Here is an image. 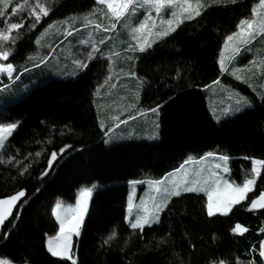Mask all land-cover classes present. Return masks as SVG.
<instances>
[{"label":"trees","instance_id":"trees-1","mask_svg":"<svg viewBox=\"0 0 264 264\" xmlns=\"http://www.w3.org/2000/svg\"><path fill=\"white\" fill-rule=\"evenodd\" d=\"M257 1L201 0L205 7L200 17L185 20L175 32L139 53L142 57L131 73L140 82L141 97L136 86L129 93L132 99H126L125 87H119L116 80L113 83L111 72L116 66L107 62L106 53V57L98 55L92 59L79 75L40 82L4 104L0 122L18 123V127L0 150L4 160L15 157L12 163H0V197L22 190L26 195L0 228V255L17 263L71 264L67 259L53 257L45 247L46 234L56 232L57 228L52 206L57 199L73 201L80 186L96 185L80 236L74 238L77 264L262 262L258 252L259 242L264 238V232L260 231L264 228V209L249 210V204L264 191L263 174L257 179L254 192L233 206L228 215L209 217L204 193L183 192L170 199L159 214V223L145 226L142 233L133 230L125 220L129 181L162 180L188 159L215 153L231 158L237 173L235 181L241 183L250 177L251 158L264 159V96L259 99L250 90L253 86L241 84V90L247 92L253 103L245 107V119L241 116L224 122L230 118L219 120L211 115L205 91L211 82L228 73L218 62L222 44L240 20L250 17ZM96 6V0H56L49 15L42 17L35 27L31 26L34 18H28L27 12L13 17L10 23L24 26L18 30L20 35L15 44L6 45L12 49L9 59L0 60L13 64L12 79H18L23 70L43 61L42 57L35 63H24L26 56L38 49L37 40L48 24L89 15ZM97 13L99 19H104L103 7ZM5 26L0 22V28ZM68 33L69 29L64 28L51 48ZM15 34L13 31L12 35ZM262 48L261 53L252 52L256 61L264 62V44ZM50 52L46 51V58ZM259 70L247 69L249 76L245 81L253 79ZM258 76L264 77V72ZM9 82L6 79L0 86ZM113 84L116 88L111 92ZM99 88L103 89L101 93ZM114 100L120 102V107L113 110L114 117H125L127 121L129 116L139 118L138 110L145 114L159 106L160 137L155 139L153 133L155 137L147 138L146 133L140 140L106 144L107 130L117 127V120L112 118V125L101 128L104 118L99 116L101 112L106 114L103 110L108 104L113 105ZM130 105H135L133 111ZM244 139L247 142L239 146ZM66 145L70 147L65 148ZM61 149L65 151L61 153ZM38 152L40 155L36 156ZM53 152L57 158L49 169ZM23 167L28 170L21 175ZM46 170L48 174L42 175ZM237 223L248 231L242 235L233 233L231 230ZM113 232L115 238L105 244Z\"/></svg>","mask_w":264,"mask_h":264},{"label":"snow or ice","instance_id":"snow-or-ice-1","mask_svg":"<svg viewBox=\"0 0 264 264\" xmlns=\"http://www.w3.org/2000/svg\"><path fill=\"white\" fill-rule=\"evenodd\" d=\"M55 2L56 0H23V3H20L19 0H0V22L6 25L0 28V60L7 61L9 59L12 54V49L6 47V45L15 44L20 35L18 30L24 26L23 23H10L9 21L13 17L19 16L20 13L27 12L28 18H34L35 23L31 26L35 27L36 23H39L42 17L49 15ZM96 2L100 5H105L107 9L106 14L110 15L116 21L129 15H136L138 9L142 8L152 9L156 17H160L164 9L169 10L171 17L176 18L175 26H173L174 20L172 18L167 20L161 19L158 25L155 20H152V12H146L144 14L145 19L139 21L131 28L132 39L137 41V44L135 47L129 45V49L132 51L138 49L140 52H145L148 48L152 47V44L157 40L168 37L172 32H175L176 28L179 27L180 24H183L185 20L191 21L200 17L205 7V5L201 3V0H196L195 4L192 3V0H96ZM213 2H218V0H213ZM227 2L235 3L237 0H227ZM10 7L11 11L9 13L8 9ZM175 9H179V12ZM251 11L252 18L240 20L237 25V32L227 36L225 39L224 46L225 48H231L233 56L238 54L243 46H246L251 43L252 40L256 39L258 35H264V0H259V3L253 7ZM94 14L93 12V15ZM85 19L88 20V24L93 23V21L89 20L87 17H85ZM149 20H152L151 25L148 23ZM96 27L99 29L101 25L97 24ZM115 27L116 24L113 23L111 29ZM111 29L104 28L103 30L109 31ZM13 31H15V35H12ZM68 34L71 35V33ZM137 34L142 35L143 43H141V36ZM152 37H155V39H151ZM150 39L151 42H149ZM37 43H39V40H37ZM82 43H88V41H82ZM100 43H104V40H101ZM96 53H100V49L94 44L92 51L87 55V60L91 61L95 59ZM114 55L119 54L114 53ZM110 58L111 57H109V59ZM231 58L232 57H229V59ZM73 63L81 70L88 67V64L81 60H75ZM220 65L223 71H228L223 52L221 53ZM13 71L14 68L11 63H7V65L0 63V73H7V75L11 77ZM233 74H235V72H233ZM132 75L135 76V73H132ZM240 78L241 77L237 76V79ZM214 83H218V81ZM113 87H115V85H113ZM245 106L250 107L251 104L243 97H240L236 100V107L225 109L224 114L228 115L234 111H241ZM129 107L134 108L135 105H130ZM158 110L159 106L150 109L151 112H158ZM138 114L143 115L144 113L139 112ZM113 119L119 120V117H113ZM128 119H135V117L129 116ZM217 119H219V117H217ZM120 123H127V120H121ZM100 126L104 128L103 122H101ZM118 126L119 125H117V127ZM17 127L18 123L0 122V149L5 147L6 142ZM110 131H112L111 128L107 130V132ZM107 132L105 135H107ZM105 143H108V141L106 140ZM68 147L70 146H65V148ZM64 151L65 149L60 150L61 153ZM39 155V152L36 153V156ZM56 158L57 153L53 152L51 154V159L48 161L49 169L52 167V163ZM207 158H213L222 162L215 163L212 168L207 169L208 176H202L201 172L203 170H197L193 173L194 178L185 179L183 182L172 180L168 184H165V180H167L168 177H166L165 180L151 182L156 185L155 191L158 194L152 197L153 204L151 209L147 206H143L144 202L142 201L141 205L136 206V211L134 212L130 198L127 218L130 227L142 233L145 226L151 227L152 224L159 223V214L167 207L170 199L174 196L178 197L182 195V192H204L207 196L206 210L209 217L215 216L217 213L228 215L233 206L241 204L248 199L249 193L254 192L257 179L261 177V170L264 169V159L251 158L252 168L249 174L251 178H245L242 183L237 184L223 179L220 173L216 171L222 168L223 173H229V168L227 167L229 160L228 156H215L214 153H207L206 157L202 159ZM245 159L250 158L245 157ZM13 160H15V157L9 160H4L0 157V163H12ZM187 163L188 161L185 162V164ZM183 168L184 165H181V169ZM27 170V167H23L20 174L23 175ZM47 174L48 171L46 170L42 175ZM171 175L172 174H169V176ZM187 175L188 174L185 172V176ZM95 188L96 185L82 188L76 199L75 206H64L61 201H57L52 208L51 213L59 224V230L55 236H47L46 234V248L53 257L67 259L71 261V264H77V260L74 258L75 253L73 252L72 238L73 236H80L84 218L88 212V202ZM25 195V191L22 190L7 198L0 199V228L4 226L5 221L9 220L13 214V209ZM26 202L27 201H25V203ZM254 209H264V191H261L256 198L251 199L249 210ZM60 210L63 211V215ZM16 219H19L18 212L16 214ZM231 231L233 233L238 232L242 235L244 232L248 231V229L237 223ZM260 231L264 232V228L260 229ZM115 236L116 233L113 232L104 243L107 244L114 239ZM4 238H7V233L4 234ZM258 255L261 257L262 261H264V242L260 244ZM0 264H12V262L8 259H0ZM215 264H225V261L220 260L215 262Z\"/></svg>","mask_w":264,"mask_h":264},{"label":"rangeland","instance_id":"rangeland-1","mask_svg":"<svg viewBox=\"0 0 264 264\" xmlns=\"http://www.w3.org/2000/svg\"><path fill=\"white\" fill-rule=\"evenodd\" d=\"M192 3L195 4L194 1H192ZM258 3L259 0L257 1L256 5ZM256 5H254V7ZM102 7L105 12V17L104 19L101 17L99 19L97 12H99ZM175 10L179 12V9H175ZM93 12L95 13L94 15ZM146 12H152V20H155L158 25L161 19L167 20L169 18H172L174 20L173 26H175L176 18L171 17L168 9H164L162 11L161 16L156 17L152 9L142 8V9H138L136 15H129L124 18H121L119 21H116L110 15L106 14L107 13L106 6L100 5L98 3L97 6L93 9V11L89 15H82V14L76 15L69 17L65 20L52 22L48 24L42 30V33L38 38L39 40V43H37L38 49L28 54L24 59V63H35L42 57H43V61L36 67L34 66L33 68L31 67L23 70L19 74L18 79L15 78L16 80L12 79L13 73L11 77H9L7 73H0V82H4L6 79L10 81L8 84H4L0 86V110L4 104L6 103L8 104L9 101L15 100L18 97H21L22 95L26 94L32 87H34L40 82H44L50 79L64 78L66 75H69V77H73L82 73L85 69L81 70L77 68V66L73 63V61L81 60L83 62H86L89 66V64L92 63V61L86 60L83 57V55L87 53V51L91 52L94 44L100 49V53H96L95 56L97 57L98 55H104V51H106V53H108L107 62H109V64H113L116 66V68L111 73L115 78V80L120 83L119 87H121V85L125 87L127 91L126 99L129 100L132 99L129 93L131 90H134L136 86L138 89L137 94L140 95V90H139L140 85L138 84L140 82L138 81L136 74L135 76H133L131 72L133 70L135 71L136 62L139 61L142 56L141 57L139 56L140 51L138 49L136 51L130 50L129 45H132L133 47L136 46L137 41L132 39L131 28L135 26L139 21L145 19L144 14ZM85 17H87L89 20H92L93 23L88 24V20H86ZM247 18H252V11L250 17ZM152 20H149L148 22L149 25H151ZM113 23L116 24V27L114 29H111V25ZM97 24L101 25V28L98 29L96 27ZM64 28L65 30L69 29L71 35H67L61 43H58L57 46L51 48L52 47L51 44L63 33ZM104 28H109L111 30L103 31ZM97 30H102V32L98 33L95 37L89 39L88 36L90 34L95 35L96 34L95 32ZM237 30L238 29L236 28V30L233 31L231 34L237 32ZM137 35L141 36V43H143L142 35L141 34H137ZM151 39H155V37H152ZM151 39L149 40V42H151ZM101 40H104V43H100ZM82 41H88V43H82ZM263 44H264V35H258L256 39L252 40L251 43L247 44L246 46H243L241 48V51L238 54H235L234 56L232 54L231 48H225L224 43L222 44V49L218 58V62L220 65L221 53L223 52L225 61L228 64L227 67L228 73L225 75V77H220L219 79L214 81V82L218 81V83L211 82V84L206 86V90H205L206 102L208 106L207 108H209L211 115L216 119L217 117H219V120L223 118L226 119L230 118L225 120L224 122L228 120L231 121L238 120L237 118H240L241 116H243V119H245L246 117L245 112L247 109L245 107L247 106L243 107L241 111L238 112L234 111L228 115L224 114L225 109L236 107V100L240 97H243L244 99L249 101L250 104L253 103V100L251 99V97H249V95H247V92L241 90L242 89V87L240 86L241 84H245V85L247 84L249 86H253L254 89L252 90L250 88V90L253 94L256 93L259 99H261V97L264 96V77L261 78L258 76L259 73H261L262 71L264 72V67L262 68L264 62L256 61V58L252 53V52L261 53L263 51L262 48ZM50 49H51L50 55L47 58H44L46 51H49ZM114 53H118L119 55H114ZM109 57L111 58L109 59ZM229 57L232 58L229 59ZM253 60H255L254 61L255 63H253ZM0 63H4L5 65H7L8 62L0 61ZM252 68H256L260 70L258 74L256 73L254 75L253 79L251 78L248 79V81H245V77L249 76L246 70L247 69L252 70ZM233 72H235V74H233ZM237 76L241 78L237 79ZM259 80H261L262 82L260 83ZM256 82H259L261 85L259 86V83L258 85H256ZM256 86H258L259 88L258 90H256ZM110 87L112 88L111 92H114L116 86L115 87L110 86ZM99 90H100L99 92L101 93L103 89L99 88ZM104 98L109 99V97L106 95H104ZM119 107H120V102L114 100L113 105L108 104L106 106V110H103L104 112H106V114H104L103 112L100 113L99 117L103 116L104 118L101 121L104 124V128H107L108 125H112L111 123H113L114 121V120L112 121V118L115 115V112L113 110L114 109L117 110ZM138 111L140 112L141 110ZM160 115H161V110H158V112H151V111L150 113L145 112V114L141 115L139 118L137 117L134 120L127 121V123H122L118 127L114 126L113 128H111L112 131L108 132V135L106 137L108 143L106 144L119 142L123 140H140L142 139L143 135H145L146 133L147 134L156 133L155 139H158L160 137L159 135L160 125H161ZM141 128H145V130L148 129V131L142 133V131L140 130ZM246 142L247 139L241 140V143H239L238 145L241 146ZM206 154L198 158L188 159L187 164H185L186 161L183 164H181L184 165L183 169H181L180 166L174 172L169 173L172 174L171 176H169L168 174L164 176L163 177L164 179L162 180H165V178L168 177V179L165 180V184H168L172 180H175L177 182H183L185 179L194 178L193 173L197 170H203L201 172V175L208 176L207 169L212 168L215 163H222V162L213 158L202 159L206 157ZM215 156H221V155L215 154ZM230 161L231 158L229 157L227 163V167L229 168V173H223L222 168L216 171L220 173L223 179L229 180V182L237 183L235 181L237 177V173L233 170L232 163ZM185 172L188 174L187 176H185ZM261 174H263L264 176V169L261 170ZM153 181H159V180H135V181H129L128 184L126 185L128 186L127 204L125 210L126 223L129 224L127 218H128V211H129L128 206H129L130 198L134 212L136 211V206L141 205L142 201L144 202L143 206H147L149 209L152 208V204H153L152 197L158 195L155 191L156 185L151 183ZM84 187H91V186L78 187L73 201H63V200L61 201V199H57L54 202L52 208L55 206L57 201H61L64 206L67 205L75 206L78 194L80 190ZM203 195L206 196L205 193ZM206 204H207V196H206ZM60 211L61 214L63 215L64 214L63 211L62 210ZM56 223H57L56 232L49 234L47 236H55V234L59 230V224L57 221ZM74 238L76 237L73 236L72 238L73 243H74ZM46 239H45V247H46ZM0 259H8L12 262V264H27V263L14 262L10 258L1 255H0ZM215 262H213L212 264H215ZM262 264H264V261Z\"/></svg>","mask_w":264,"mask_h":264},{"label":"crops","instance_id":"crops-1","mask_svg":"<svg viewBox=\"0 0 264 264\" xmlns=\"http://www.w3.org/2000/svg\"><path fill=\"white\" fill-rule=\"evenodd\" d=\"M104 31V30H103ZM102 32V30H97L95 33V35H93V34H90L89 36H88V38L90 39V38H92V37H95L98 33H101ZM51 50V49H50ZM90 51H87V53H85L84 55H83V57L87 60V55H88V53H89ZM46 56H47V54L45 53V57L44 58H46ZM103 56H105L106 57V52L104 51V55ZM67 77L69 76V75H66ZM114 78H113V83H114ZM130 111H133L132 110V108L130 109ZM126 115L128 114L127 112L125 113ZM120 116H121V114H120ZM138 116H136L135 117V119L137 118ZM123 119H119V120H117V123H116V125H121L122 123H120V121L121 120H126V118L125 117H122ZM131 120H134V119H130V120H128V121H131ZM150 137H155L154 136V134H147V138H150Z\"/></svg>","mask_w":264,"mask_h":264},{"label":"water","instance_id":"water-1","mask_svg":"<svg viewBox=\"0 0 264 264\" xmlns=\"http://www.w3.org/2000/svg\"><path fill=\"white\" fill-rule=\"evenodd\" d=\"M7 197H9V196H5V197H0V199H4V198H7ZM15 209V208H14ZM14 209H13V211H14Z\"/></svg>","mask_w":264,"mask_h":264}]
</instances>
